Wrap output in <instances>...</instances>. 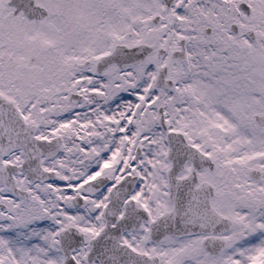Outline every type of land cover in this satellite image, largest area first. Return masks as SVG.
I'll return each mask as SVG.
<instances>
[{
    "label": "snow or ice",
    "instance_id": "obj_1",
    "mask_svg": "<svg viewBox=\"0 0 264 264\" xmlns=\"http://www.w3.org/2000/svg\"><path fill=\"white\" fill-rule=\"evenodd\" d=\"M0 264H264V0H0Z\"/></svg>",
    "mask_w": 264,
    "mask_h": 264
}]
</instances>
